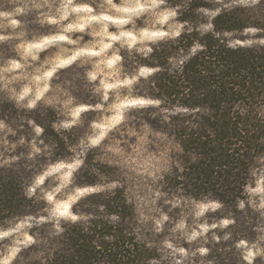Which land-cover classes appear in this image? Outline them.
Instances as JSON below:
<instances>
[{"label": "trees", "instance_id": "1", "mask_svg": "<svg viewBox=\"0 0 264 264\" xmlns=\"http://www.w3.org/2000/svg\"><path fill=\"white\" fill-rule=\"evenodd\" d=\"M170 2L185 5L177 17L184 25L181 35L152 45L154 52L150 58L135 57L140 64L161 69L136 88V95L162 100L159 107H147L140 112L145 114L143 119L148 126L175 143L173 154L178 158V165L164 175L161 182L194 200L219 199L225 205L224 214L231 210L236 216L234 231L254 238L257 235L254 229L264 223V218L250 206L246 213L240 212L236 202L248 199L245 185L255 179L252 173L264 158V45L245 47L232 42L244 38L242 30L247 25L264 28V0L250 7H225L226 4L212 5L203 0ZM217 7L221 11L211 18L199 11ZM209 22L214 25L213 29L203 31L201 25ZM197 43L202 47L191 54ZM2 47L9 49L8 45H0ZM185 56L188 59L180 65L178 62ZM84 71L74 68L64 72V77L73 79ZM76 83L80 87L74 94L89 99L91 93L83 88L82 79ZM4 115L9 122L15 119L17 124L21 115H34L36 122L46 129L45 143L54 148L49 158L44 154L34 162L21 160L12 167H0V226H8L28 215L46 217L47 204L43 196L30 197L27 189L38 169L42 170L48 162L73 156V148L79 151L77 145L83 131L77 128L62 134L56 132L52 122L59 116L57 108L53 107L41 106L34 113H27L17 109L14 103L5 102L0 105V117ZM17 124H13V128H17ZM19 135L31 139L34 133L24 124L18 135L9 137V143ZM19 152L27 153L28 149L17 148L16 153ZM99 155V147L88 150L85 166L74 177L79 174L85 178L96 177L94 163ZM28 163L32 166H26ZM107 179L118 180L120 187L114 194L112 191L97 193L83 199V202L93 200L95 208L77 212L82 219L60 222L59 227L46 222L31 230L30 234L38 233L41 243L28 248L30 253L26 250L22 253H28L29 264H148L152 259L170 264L169 260L162 259L156 246L149 247L147 224L128 202L118 175L112 172ZM96 181L94 178L81 183L92 185ZM112 214L119 215L118 223L109 219ZM138 235L143 239L138 240ZM207 246L213 249L208 259L216 257L219 264H238L234 251H217L227 247L228 242Z\"/></svg>", "mask_w": 264, "mask_h": 264}, {"label": "clouds", "instance_id": "2", "mask_svg": "<svg viewBox=\"0 0 264 264\" xmlns=\"http://www.w3.org/2000/svg\"><path fill=\"white\" fill-rule=\"evenodd\" d=\"M211 2L224 4V0ZM259 2L230 0L225 7H250ZM184 8L183 3L173 5L170 0H5L0 4V45L16 42L14 48L18 53L8 56L0 52V93H4L17 109L26 110L27 113H34L41 106L57 108L61 118L53 121L52 127L58 133L87 129L79 139V151L73 148L76 152L74 162L56 163L44 170H37L27 189L30 197L46 186L49 180H59L60 187L55 189V193H61L62 188L71 190L74 173L85 166L86 152L101 147L111 133L118 131L129 120L131 108L159 107L162 104L160 99L129 98L142 81L161 71L159 67L140 64L135 57L152 56L154 47L149 42L158 45L178 38L184 25L177 22V17ZM34 10L39 15L35 20H30ZM199 11L211 18L221 9ZM33 24H38L41 29L47 28V31H36L31 27ZM213 27L211 22L201 25L203 31ZM242 31L244 38L237 39L235 45H264V28L253 24L245 26ZM85 36L91 39L85 41ZM201 47L197 43L191 49V54ZM42 53H49L48 58L42 60ZM186 59L187 56L178 63L182 65ZM129 61L132 66H129ZM74 68L85 71L73 79L65 78L64 72ZM78 79H82L83 88L91 93L87 100L74 94L80 87L76 83ZM100 112H111L113 115L103 120L98 116L95 120H89L90 113ZM19 121V124L15 119L9 122L7 115L0 117V167H12L21 160L34 162L37 157L44 154L51 156L53 152L54 145L46 144L43 139L45 127L36 122L34 115H21ZM13 124H17V128H13ZM24 124L30 126L34 133L31 139L19 135L17 140L9 143L5 137L18 135V130ZM17 148H27L28 152L16 153ZM26 166L32 165L28 163ZM252 175L255 179L244 188L248 199H238L236 208L246 213L250 206L264 218V173L257 176L253 172ZM118 187L120 182L115 179L94 187H79L69 203L58 205V209H62L59 215L77 222L82 217L69 212V204L92 193L112 191L114 194ZM59 198L62 199L63 194ZM47 199L52 202L53 196L49 195ZM195 207L192 223H187V217L180 218L160 242L167 253L162 259L169 260L170 264H196V258H199V264H219L216 257L208 259L213 249L207 245L211 243L215 247L228 242L227 247L218 248L217 251H234L239 258L238 264H258V261L264 264V223L254 229L257 235L253 238L245 232L234 231L237 228L236 216L231 210L224 214L225 205L219 199L205 198ZM158 211L154 231L163 233L171 218L168 213ZM217 212L222 215L209 221L206 214ZM56 215V212L49 217L28 215L12 226H0V264H28L22 253L41 243L38 233L30 234L31 230L46 222H54L59 227L60 220L53 219ZM109 219L114 223L120 221L118 214H112ZM144 219L148 220L149 217L145 216ZM60 230L63 231V228ZM106 239L114 240L115 237ZM137 239L142 240L143 237L138 235ZM182 241H187L190 247H184ZM152 246V242H149V247ZM148 264L161 262L152 259Z\"/></svg>", "mask_w": 264, "mask_h": 264}, {"label": "rangeland", "instance_id": "3", "mask_svg": "<svg viewBox=\"0 0 264 264\" xmlns=\"http://www.w3.org/2000/svg\"><path fill=\"white\" fill-rule=\"evenodd\" d=\"M203 1L216 5V3L211 2V0ZM4 2L5 0H0V4H3ZM229 3L230 0H224V4L228 5ZM38 15L39 12L34 10L29 19L35 20ZM141 23H143V21H141ZM31 27L39 32L47 31V28L41 29L38 24H33ZM89 39H91V37L85 36V41H88ZM15 43L16 42H10L7 44L9 49L2 47L0 48V51L8 56L18 55L14 48ZM149 43L150 46H152L151 42ZM232 43L235 44V42ZM48 55L49 53H42L41 59L48 58ZM129 66H132L131 61H129ZM129 98L149 99L136 95V90ZM5 102L11 101L6 98L4 93H0V105L3 106ZM147 107L156 106L149 105L131 108L129 120L125 122L122 127H119L118 131L111 133L110 138L105 140L103 145L99 147L100 155L97 158V162L94 163L96 171L98 172L96 173L98 174L96 177L95 175H90V177L88 175V177L85 178L80 177L79 174L77 178L73 177L71 190H65L62 188L61 193L59 194L55 193V189L60 187L59 180H49L47 181L46 186H42L37 190L36 194L43 196L46 201V217L52 216V214L56 212L57 215L53 218L54 220L59 219L60 222H72L70 219L59 215V212L62 211V209H58V205L69 203L70 197L75 194L76 189L79 187H94L98 183L111 182L107 179V175L114 172L118 175V178L121 181L128 202L135 206L137 215L145 224H147L146 227L148 230L147 234L149 235V241L152 242L153 246H156L159 249L162 257H165L167 253L161 248L160 242L171 232V229L175 227V223H178L180 218L187 217V223L191 224L194 218V212L196 211L195 205L205 198L194 200L184 195L182 191L167 186L161 182L162 179H159V177H163L167 173L173 171V168L178 165V158L174 157L173 154L176 150L175 143L168 138V136L155 131L145 123V120L143 119L145 114L140 111ZM111 115H113L111 112L90 113L89 120H95L97 119V116L100 120H103L106 116L110 117ZM86 130V128L83 129L81 137L84 136ZM10 136L11 135L6 136L5 139L8 141ZM117 149L119 151H117ZM8 154L9 153H6V155ZM46 155L48 158L50 157L48 154ZM75 156L76 152L73 153V156H70L65 160L48 162L42 170L56 163H72L74 162ZM262 162H264V158L261 159L259 167L255 170L257 176L264 173V163ZM94 178H97L96 184L83 185L81 183L84 180H93ZM157 193H159V195H157ZM61 194H63L62 199L59 198ZM94 194L97 193L88 194L81 197L78 201L69 204V212L78 215L77 212H81L84 208H90L93 210L95 208L93 200H86L83 202V199ZM49 195L53 196L52 202L47 199ZM177 201L180 203H177ZM158 210L168 213L171 218L170 221L166 223L163 233H156L154 231L155 219L159 217ZM206 215L209 221L213 218L220 217L219 212L207 213ZM145 216H148L149 219L145 220ZM20 221L14 222L8 226H12ZM209 236H211V233ZM182 243L184 247H190L187 241H182ZM208 245L212 246L211 243ZM25 250L30 253L27 249ZM28 253L25 252V255L23 254V256L27 259L29 264L31 259L26 256ZM163 260L166 261L167 259ZM196 264H199V258H196Z\"/></svg>", "mask_w": 264, "mask_h": 264}]
</instances>
